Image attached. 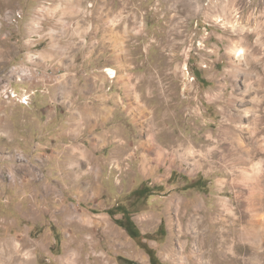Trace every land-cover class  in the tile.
I'll use <instances>...</instances> for the list:
<instances>
[{
    "label": "rangeland",
    "instance_id": "rangeland-1",
    "mask_svg": "<svg viewBox=\"0 0 264 264\" xmlns=\"http://www.w3.org/2000/svg\"><path fill=\"white\" fill-rule=\"evenodd\" d=\"M58 6L66 21L89 11V45L127 48L106 121L91 115L100 105L64 116L65 94L54 95L64 70L40 39H67ZM261 96L264 0H0V264H62L69 252L151 264L145 247L158 264H264V206L248 204L258 187L264 196V100L262 120L238 116ZM119 204L138 238L109 213ZM199 240L213 244L201 259Z\"/></svg>",
    "mask_w": 264,
    "mask_h": 264
},
{
    "label": "crops",
    "instance_id": "crops-1",
    "mask_svg": "<svg viewBox=\"0 0 264 264\" xmlns=\"http://www.w3.org/2000/svg\"><path fill=\"white\" fill-rule=\"evenodd\" d=\"M63 9L64 7L58 6L54 11L57 14V19L62 25H64V21L63 18L61 21L60 17L63 16ZM72 10L73 11L68 13H72L75 20L66 21V16L68 15L64 14L63 16L66 21L64 27L69 30V33L67 34L69 37L67 35L65 37L67 39H40L47 40V43L50 42L48 46L50 49L52 47L54 51L53 54H56L55 57H51L54 60H50L51 58L47 57V53H49L48 50L43 52H41V50L39 53L42 56V61L45 62L49 58L50 61L47 62L49 65L51 64L64 70V72L56 74V82L54 86L55 96L59 92H64L65 94L64 106L66 110L65 112H62V114L68 117L69 111H71V113H73L72 116L76 121L78 117L80 119L86 117V115L82 114L83 111H81V108L89 112L90 108L95 109L100 105L98 107H101L102 109H97V111H95L97 113L92 111L91 115H94L95 118L99 117L101 120L106 121L109 119L111 113H113L112 111H109L110 108L120 106L119 103H117V95L110 91L112 88L117 89L124 84L121 82L120 73L122 72V69H128L127 66L129 61L126 51L127 48L122 44L121 39H107L108 37L105 39H95V41H100L99 45H89V39L83 38V35H85L86 29L88 28L89 11L78 9ZM107 21V24L111 25L112 21ZM106 33V36H110V33ZM59 37L63 38L62 35ZM98 48H100V53L97 51ZM36 50L38 49H35L34 51ZM79 56L80 59L83 60V65H78L77 63V58ZM106 67L112 69L111 71H117V73H115L116 77L114 82L112 83L109 81V76L104 70ZM67 68L73 69L75 72L73 73L69 71L70 73H68L66 70ZM61 74L64 75V77H61ZM58 75L59 77L57 78ZM85 98L87 99L85 100ZM106 100H110L109 103L106 104ZM111 102H114L115 105ZM115 116H117V114L114 115V118Z\"/></svg>",
    "mask_w": 264,
    "mask_h": 264
},
{
    "label": "bare ground",
    "instance_id": "bare-ground-1",
    "mask_svg": "<svg viewBox=\"0 0 264 264\" xmlns=\"http://www.w3.org/2000/svg\"><path fill=\"white\" fill-rule=\"evenodd\" d=\"M243 50H239V55L240 54H243ZM240 70V69H239ZM113 73V72H112ZM250 77V76H249ZM251 80V79H250ZM246 91H249V89H246ZM245 97V96H244ZM254 97V96H253ZM262 100H264V97H262L261 96V98L260 99H258L257 100V98L255 97V98H253V100H251V101H254L253 102V105H252V107H250V108H248L247 107V109H246V107H244L243 108V110L242 109H239L238 111L239 112H241V113H238L237 115L239 116V119H241V120H243V118L241 117V115L242 114H246L247 115V117L249 118V122H251L252 123V121H254L255 119L256 120H262V117L259 119L258 117L260 116V115H258V114H256V112H257V110L260 108V106H262L263 105V102H262ZM233 102V101H232ZM239 103V102H238ZM232 105V104H231ZM237 104H234V106H236ZM247 105V104H246ZM251 105V104H250ZM237 108V107H236ZM238 120V119H237ZM241 120H240V122H241ZM242 125L240 124V127H241ZM259 127V126H258ZM248 128V127H247ZM227 128L225 127L224 129H222V131H225ZM230 129V128H229ZM244 129V128H243ZM242 130V129H241ZM236 133V132H235ZM233 135H232V139H235V134L234 133H232ZM237 138V137H236ZM241 138V137H240ZM250 146V145H249ZM258 149V148H257ZM257 149H253V150H250V149H248L251 153L250 154H252V155H257L256 154V151L255 150H257ZM240 155V154H239ZM248 155H249V153H248ZM244 155H241V157H243ZM241 157L239 158V159H241ZM247 158H250V157H248L247 156ZM225 160V159H224ZM241 160H244V158H242ZM247 159H245L244 160V163L245 164H248L249 165V167H246V166H243L242 167V174L243 175H246V177H248L249 175H251V173H250V163H251V161L250 160H248L247 162H245ZM252 167V166H251ZM253 167H252V171H253ZM260 177V176H259ZM257 180H259V179H257ZM260 182V181H259ZM256 186V185H255ZM255 188V187H254ZM259 189H260V187H258V190L256 189V191H255V193H252L251 194V196H250V198H253V199H251V201L250 202H248V204L250 205V207H253V206H257V204L258 205H261V206H264V196H263V192H261V194H259L258 192H259ZM258 191V192H257ZM262 191V190H261ZM252 192V191H251ZM257 193H258V195H257ZM255 195V196H254ZM259 201H258V200ZM263 208V207H262ZM195 218H196V216L194 215L192 218H190V222H195ZM242 218V217H241ZM86 220V219H85ZM88 226V225H87ZM262 227V226H261ZM238 229V228H237ZM258 232V231H257ZM256 234V233H255ZM246 235V234H245ZM260 235V234H259ZM222 236H223V234H222ZM250 236V235H249ZM73 238H75L74 240V242L76 243L78 240L77 239H79V240H82V242H83V244L85 245V243H89V244H91V241L88 239V238H85V236H83V237H73ZM243 239H244V237H243ZM220 240V239H219ZM223 240H224V238H223ZM206 241L205 240H199V241H196V243L192 246V248H191V254H193V255H195V256H197V258L199 259H201V257H202V254H203V249H204V246H206V245H208L209 247H212L213 246V244H211L212 243V241L208 244L207 242V244L205 243ZM214 242V241H213ZM227 242V241H226ZM223 243H224V241H223ZM222 243V244H223ZM242 243V242H241ZM220 246V245H219ZM207 247V246H206ZM205 247V248H206ZM221 247H223L222 245H221ZM220 247V248H221ZM188 248V245H185V246H183V249H187ZM219 248V247H218ZM224 248V247H223ZM12 249V248H11ZM211 249V248H210ZM227 249V248H226ZM239 249V248H238ZM90 250L91 251H93V248H90ZM170 253H172L173 251H176L175 250V248H174V246H171L170 245ZM205 250V249H204ZM11 251V250H10ZM13 252V251H12ZM102 252H104V251H102ZM183 252V251H182ZM225 252H226V250H225ZM14 253V252H13ZM223 254H225V253H223ZM239 254V253H238ZM12 256V255H11ZM139 256V255H138ZM141 256V255H140ZM222 256V255H221ZM95 257V259H94V261H92L90 258L88 259V261L89 262H87V263H85V262H82L83 261V258H84V256L83 255H76L75 253H73V252H69L68 253V255H67V258L65 259V260H63V263L62 264H93V263H101L102 261L101 260H103L104 259V256H102V255H99V256H94ZM181 258H183L182 257V255L180 256ZM141 258H144V257H142L141 256ZM226 258V257H225ZM15 260H16V258H15ZM226 261H228V260H226ZM27 262L28 261H26V259L24 260L23 258L19 261V264H27ZM82 262V263H81ZM202 262V261H201ZM240 262V261H239ZM241 263H243V262H241ZM18 264V263H17ZM109 264V263H108ZM203 264V263H202Z\"/></svg>",
    "mask_w": 264,
    "mask_h": 264
},
{
    "label": "trees",
    "instance_id": "trees-1",
    "mask_svg": "<svg viewBox=\"0 0 264 264\" xmlns=\"http://www.w3.org/2000/svg\"><path fill=\"white\" fill-rule=\"evenodd\" d=\"M118 211L122 212L124 214V218L117 220L118 224L120 226L125 227L126 230L128 231V233L130 234V236L135 237V238H138L139 236H141L140 230L137 228V226L135 225V223L133 222L131 217H125L126 212L124 210V207L121 204H119L116 207V209L115 208L110 209L109 213L112 215H115V214H117ZM145 249L150 254L151 264H158L159 261L157 259V256L155 255L154 251L149 247H145ZM131 264H134V263H131Z\"/></svg>",
    "mask_w": 264,
    "mask_h": 264
},
{
    "label": "built area",
    "instance_id": "built-area-1",
    "mask_svg": "<svg viewBox=\"0 0 264 264\" xmlns=\"http://www.w3.org/2000/svg\"><path fill=\"white\" fill-rule=\"evenodd\" d=\"M108 72L109 73H107V74H109L110 77H113L114 76V74L112 72H110V71H108ZM111 74H113V76Z\"/></svg>",
    "mask_w": 264,
    "mask_h": 264
}]
</instances>
